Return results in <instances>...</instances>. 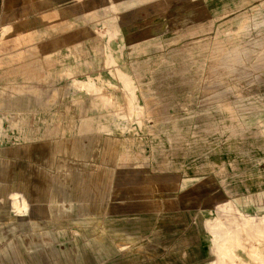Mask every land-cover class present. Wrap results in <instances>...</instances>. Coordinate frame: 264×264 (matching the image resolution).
Returning <instances> with one entry per match:
<instances>
[{
  "label": "rangeland",
  "instance_id": "1",
  "mask_svg": "<svg viewBox=\"0 0 264 264\" xmlns=\"http://www.w3.org/2000/svg\"><path fill=\"white\" fill-rule=\"evenodd\" d=\"M66 132L101 142L100 160L84 149V174L114 178L110 201L122 210L50 233L25 197L16 207L20 192L4 194L0 264L151 262L158 251L137 225L163 190L176 223L159 230L206 236L205 254L177 264H215L211 223L251 245L230 242L236 264H264V0H82L3 25L0 146ZM27 224L37 230L26 235Z\"/></svg>",
  "mask_w": 264,
  "mask_h": 264
},
{
  "label": "crops",
  "instance_id": "2",
  "mask_svg": "<svg viewBox=\"0 0 264 264\" xmlns=\"http://www.w3.org/2000/svg\"><path fill=\"white\" fill-rule=\"evenodd\" d=\"M78 1L82 0H0V29L3 25L36 19L56 8L70 6ZM86 147L91 149L90 163L94 159L100 160L101 142L88 138L84 132H66L58 137L42 139L29 138L24 142H8L0 146V199L4 194L20 192V199H15L16 207L26 206V198L30 215L36 219L44 217L47 223L45 229L50 233L58 229H62V232L69 225L83 227L85 215L99 218L108 213L107 209L116 214L115 211L122 208L116 207L117 204L112 203L109 196L111 184L116 180L106 175L84 174L93 169L91 164L87 168L82 165ZM105 157L110 160L109 153ZM157 198H162L157 207L146 213L153 218L146 220L140 227L134 224L149 236L152 250L158 251L151 255L155 257L154 260L145 264H177L182 258L187 261L199 259L207 252L204 233L191 231L187 226L179 229L177 225L173 233L161 232L160 224L166 221L176 223V200L165 202L164 190L162 193L157 191ZM133 210L130 207L128 211ZM36 219L35 223L38 222ZM30 224L19 229L24 233L37 230ZM63 241L62 237L59 238V246H64ZM172 244H176V247L180 244L186 246L178 248L181 252L176 250L168 258L163 255L162 250ZM159 257H163L162 260L155 261ZM11 261L13 264L57 262L51 255L13 256Z\"/></svg>",
  "mask_w": 264,
  "mask_h": 264
},
{
  "label": "bare ground",
  "instance_id": "3",
  "mask_svg": "<svg viewBox=\"0 0 264 264\" xmlns=\"http://www.w3.org/2000/svg\"><path fill=\"white\" fill-rule=\"evenodd\" d=\"M86 86V84H85ZM90 89V88H89ZM231 209V208H230ZM235 209V208H234ZM236 210V209H235ZM225 218V217H224ZM252 220V219H251ZM259 228V227H258ZM209 230L212 232L213 236H214V244H215V248H213L212 251H214L215 253L218 254L217 259L214 260L215 264H236L234 257L235 256V246H242V248L248 252H250L251 249V245L246 243L245 241H242L241 238L238 237V235L236 236V234L238 233L237 231H235L234 229H232L231 227H229L228 225L225 226H220V224L218 223H211L209 225ZM237 232V233H236ZM257 233L259 235H263L264 236V228H261L257 231ZM249 237H247L248 239ZM230 242H238V244H236L235 246H233L234 248H231L230 245L232 243ZM250 247V248H249ZM254 248V247H252ZM253 253H254V249ZM250 254V253H249ZM253 255V254H252ZM238 257V256H237ZM253 257V256H252ZM255 257V256H254ZM253 257V259H257L258 257L256 256L255 258ZM264 258V256L260 259L262 260ZM236 259V258H235ZM259 259V258H258ZM240 260V259H239ZM259 260V261H260ZM256 261V260H255ZM242 262V263H241ZM249 262V261H248ZM238 263H245L244 260H241ZM250 263V262H249ZM247 263V264H249ZM257 263V262H256ZM261 263H264V259L263 261H261ZM251 264V263H250ZM260 264V262H259Z\"/></svg>",
  "mask_w": 264,
  "mask_h": 264
}]
</instances>
